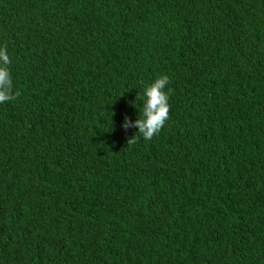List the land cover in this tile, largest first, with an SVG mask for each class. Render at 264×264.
<instances>
[{
	"label": "trees",
	"instance_id": "16d2710c",
	"mask_svg": "<svg viewBox=\"0 0 264 264\" xmlns=\"http://www.w3.org/2000/svg\"><path fill=\"white\" fill-rule=\"evenodd\" d=\"M0 46V264H264V0H0Z\"/></svg>",
	"mask_w": 264,
	"mask_h": 264
},
{
	"label": "clouds",
	"instance_id": "9594fccd",
	"mask_svg": "<svg viewBox=\"0 0 264 264\" xmlns=\"http://www.w3.org/2000/svg\"><path fill=\"white\" fill-rule=\"evenodd\" d=\"M10 63L7 48L0 46V104L11 101L19 95L14 91L12 75L8 67ZM168 84L169 77L160 75L144 86L142 104L138 109L139 114L136 120L132 121L131 118L125 116L121 125L125 131L129 128L137 129L130 141L136 139L137 134L147 141L161 131L169 118V98L172 90L171 88L165 90Z\"/></svg>",
	"mask_w": 264,
	"mask_h": 264
}]
</instances>
